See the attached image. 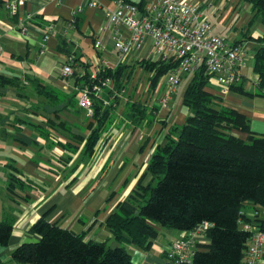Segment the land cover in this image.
<instances>
[{
  "label": "trees",
  "instance_id": "obj_1",
  "mask_svg": "<svg viewBox=\"0 0 264 264\" xmlns=\"http://www.w3.org/2000/svg\"><path fill=\"white\" fill-rule=\"evenodd\" d=\"M7 1L0 0V9L3 10ZM244 1L250 5L253 19H258L264 27V0ZM143 2L140 0L135 5L140 8ZM15 17L11 16L14 22ZM32 21L33 18L27 23ZM75 24L73 17L72 27ZM46 28L42 25L44 33ZM254 41L258 48L253 55L251 71L255 75L257 92L264 96V34ZM60 44H64L63 40ZM67 62L71 68L70 57ZM82 64L79 63L83 69L81 74L71 69L68 78H72L74 90L67 95L41 85L36 78L25 77L39 98L33 107H27L32 114L57 117L71 110L75 116H85L80 128L83 137L72 134L74 126L58 118L57 124L45 119L44 125L20 119V123L30 125L42 137L52 139L50 130L64 138L63 142L59 140L55 144L53 140L47 141L48 149L57 146L62 152L54 157L57 170L48 166L47 171L51 173H57L60 168L64 170L75 154L92 156L96 146L105 140L121 104L120 123L126 127L135 128L149 121L156 109L130 100L126 93L128 85L139 69L147 73L146 89L152 92L160 77L172 66L145 59L117 64L114 68L99 65L88 72L86 68L91 66ZM187 77L180 98L188 110L183 123L167 127L164 144L157 146L148 159L145 173L149 181L146 184L137 182L129 196L108 214L104 228L117 243L125 242L146 251L157 236L156 227L189 233L206 223L208 227L201 234L208 245L193 251L188 262L178 264H245L243 251L250 232L242 230L239 223H251L240 211L244 204L264 209V136L252 134L243 115L220 106L215 97L205 91L210 77L204 74L202 67ZM106 81L111 83L110 87ZM0 88L12 89L17 97L27 99V94H20V89L26 87L18 78L0 75ZM82 90H86L91 101L89 116L77 106ZM229 90L249 95L234 86ZM23 188V181L8 174L5 191L10 196ZM253 221L257 230L264 231V219L254 218ZM13 222L9 214L0 219V247L7 245ZM27 233L37 240L21 243L10 252L9 260L14 264H134L123 247L109 248L100 243L84 242L81 234L48 223L43 217L31 224Z\"/></svg>",
  "mask_w": 264,
  "mask_h": 264
},
{
  "label": "crops",
  "instance_id": "obj_2",
  "mask_svg": "<svg viewBox=\"0 0 264 264\" xmlns=\"http://www.w3.org/2000/svg\"><path fill=\"white\" fill-rule=\"evenodd\" d=\"M99 1L100 6L95 9L88 7L85 0H22V5L17 8L15 22L24 12L33 15L32 23L26 24L25 34L15 31V22L3 8V14H0V75L18 78L26 88H30L25 67L26 57L30 54L29 47H39L37 49H40V53L43 46L42 49H45L47 54L59 60L60 67L70 57L71 69L76 74L83 71L79 63L89 64L91 67L86 68V71L92 72L99 65L114 68L117 64L126 65L136 60H145L148 57L147 44L141 51L131 53L125 58L116 52L112 46L110 28L103 15L106 9L113 8L114 0ZM128 1L136 4L140 0ZM192 1L199 5L213 35L238 44L245 51L244 64L239 69V81L233 86L249 95L235 90L222 94L213 78H209L205 91L215 97L220 106L243 115L252 134L264 136V96L257 92L255 75L251 71L253 55L258 48L254 39L264 34V27L258 19H253L251 7L244 0ZM77 9L79 11L75 13ZM73 17L76 19L75 27L69 24ZM42 25L52 28L44 43L41 41L44 34ZM121 31L126 34L124 30ZM61 40L63 45L60 44ZM95 41L100 44L97 50L93 48ZM4 48H8L6 55L2 53ZM65 52L69 56H66ZM38 72L44 74L43 80L37 78L41 85L50 86L63 95L74 90L72 78H62L59 70L52 74L38 68ZM140 72L141 70L137 69L135 74ZM162 79H159L152 92L148 91V95L145 94V97L139 100L148 108L156 109L150 114L149 121H143L135 128L126 127L120 123L123 110L121 104L105 134V140L102 145L100 143L96 146L92 156L87 158L75 154L65 169L60 168L57 173H51L47 168L49 166L56 169L54 157L62 152L57 146L48 149L47 141L53 140L55 144L59 140L63 142L64 138L50 130L52 139L42 137L30 125L19 121L22 119L25 122L44 125L45 119L57 124L58 118L59 121L77 126L71 129V133L83 137L80 128L83 127L85 116H75L71 110L63 111L57 117H41L42 115L30 113L27 120L14 109L7 114H1L4 107L10 108L3 103L6 99L10 100L9 97L12 98L14 94L12 89L0 88V134L11 139V155L15 158V161L11 160L13 166L8 170L23 181L24 187L11 196L4 192L11 202L2 208L0 219L9 214L14 222L7 245L0 247L1 263L14 264L9 260L10 252L21 243L37 240L36 236L27 233V229L39 217L73 234H81L84 242L105 246L118 244L104 228L106 217L118 202L129 196L138 181L142 184L149 181L150 178L145 173L149 157L157 146L164 144L167 127L180 126L188 113L180 99L188 80L184 86H178L179 94L175 95V92L167 101L166 107L160 108L156 100L164 89ZM129 85L127 90L131 89ZM152 95L154 101L151 99ZM23 100L18 102V99L17 103L20 108H27L28 103ZM76 159L79 162L74 164ZM6 180L7 177L5 182ZM240 213L250 220L251 224H246L250 228H255L254 218L264 219V209L257 206L244 204ZM243 224L241 221L239 226L242 227ZM156 231L157 236L146 251L122 243L134 264H166L164 255L171 242L188 235L157 227ZM207 245L208 240L201 233L194 235V251ZM249 246L250 242H247L246 247ZM259 251L258 264H264V243L259 247Z\"/></svg>",
  "mask_w": 264,
  "mask_h": 264
},
{
  "label": "built area",
  "instance_id": "obj_3",
  "mask_svg": "<svg viewBox=\"0 0 264 264\" xmlns=\"http://www.w3.org/2000/svg\"><path fill=\"white\" fill-rule=\"evenodd\" d=\"M85 1L90 8L96 9L100 6L99 0ZM21 5L22 0H9L4 4V9L12 16L17 14V8ZM78 11L75 10V13ZM103 15L110 28L112 46L123 58L141 51L147 44L146 59L172 65L162 76L164 89L156 100L160 108L166 107L167 101L185 76L190 77L198 67H202L204 74L215 80L222 94L239 81V69L244 64L245 51L240 45L213 35L199 5L192 0H144L140 8L132 3L115 0L113 8L106 9ZM32 16L29 12L18 16L14 25L15 31L25 34L26 24ZM69 24H73V18ZM51 31V26H47L41 38L42 43ZM42 48L43 46L41 50ZM93 48L99 49V42L95 41ZM68 62L59 69L63 78L71 75ZM106 84L108 87L111 85L109 81ZM77 106L87 116L90 115L91 101L86 90L81 91ZM207 227L206 223H202L188 235L172 241L165 251L166 264L188 262L194 251V235ZM241 228L250 232V246L243 251L244 263L258 264L257 256L259 247L264 243V231L250 228L246 224ZM262 256L264 259V252Z\"/></svg>",
  "mask_w": 264,
  "mask_h": 264
},
{
  "label": "rangeland",
  "instance_id": "obj_4",
  "mask_svg": "<svg viewBox=\"0 0 264 264\" xmlns=\"http://www.w3.org/2000/svg\"><path fill=\"white\" fill-rule=\"evenodd\" d=\"M0 14H3L2 8L0 9ZM0 15V22L2 20V17ZM5 20V19H4ZM6 22H8V20H6ZM39 47H29L30 50V54L26 57V62H25V67L27 70V77L29 79L31 78H38L40 80L44 79V74H41L40 72H38V68H41V70L44 71H49L52 74H54L56 71H58L60 69V62L58 59H56L55 57L49 55L46 53L45 49H42L41 53H39V50L37 49ZM3 55L8 54V48H4L3 50ZM147 73L145 72H140L139 74H134L133 78L131 80L130 83V87L129 90L126 92L127 95H129L130 100L133 101H139L142 100L145 97V94L148 95V91L146 89V78H147ZM161 78V77H160ZM188 80L187 78H184V80L181 82L180 86H184L185 82ZM25 81V80H24ZM161 81L162 84H164V79H162ZM178 89H176V93L175 95L179 94L178 93ZM181 90V89H180ZM14 95H12L13 97L11 98V96L9 97L10 100L6 99L5 103H3L5 106H9L10 108L4 107L1 114H7L10 112V110H16L22 118L27 120V116L31 113V111L29 110V108L33 107L35 105V103L39 100V98L35 95L34 91L31 90V88H22L20 89V94H27V99L24 101L22 98H18L17 95H15V92L12 91ZM11 92V93H12ZM180 92V91H179ZM125 95V97L127 96ZM154 95V94H153ZM152 95V101H154L155 99L153 98ZM127 98V97H126ZM147 98V97H146ZM11 99H13L11 101ZM18 99L20 101H18ZM27 102V106L29 108H20L17 101L21 102V101ZM0 128L1 124H0ZM11 141V139L9 137L4 138L1 134H0V213L2 212V208L5 207L8 203H10L11 201H9L6 197H5V186H6V182H5V178L8 176V174H12V172H10L8 170L9 167L13 166L12 161H15L14 157H12L11 155V145L9 144ZM12 160V161H11ZM79 161L78 159H76L73 163L77 164ZM5 165V166H3ZM174 233H178V231L175 230H171ZM115 245H106V247L109 248H113V247H122L123 244L122 243H114Z\"/></svg>",
  "mask_w": 264,
  "mask_h": 264
}]
</instances>
